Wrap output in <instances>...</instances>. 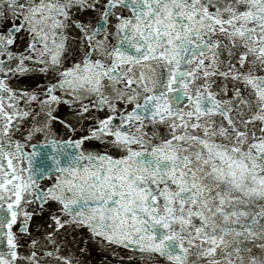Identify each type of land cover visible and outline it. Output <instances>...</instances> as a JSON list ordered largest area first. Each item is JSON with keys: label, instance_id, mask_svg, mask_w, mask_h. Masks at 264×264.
I'll return each instance as SVG.
<instances>
[{"label": "snow or ice", "instance_id": "1", "mask_svg": "<svg viewBox=\"0 0 264 264\" xmlns=\"http://www.w3.org/2000/svg\"><path fill=\"white\" fill-rule=\"evenodd\" d=\"M0 264H264V0H0Z\"/></svg>", "mask_w": 264, "mask_h": 264}]
</instances>
